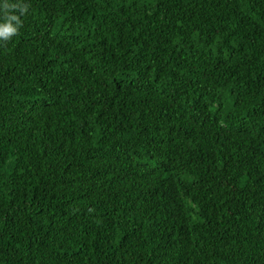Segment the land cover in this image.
I'll return each mask as SVG.
<instances>
[{
  "label": "trees",
  "instance_id": "1",
  "mask_svg": "<svg viewBox=\"0 0 264 264\" xmlns=\"http://www.w3.org/2000/svg\"><path fill=\"white\" fill-rule=\"evenodd\" d=\"M4 23L0 264H264V0H0Z\"/></svg>",
  "mask_w": 264,
  "mask_h": 264
},
{
  "label": "clouds",
  "instance_id": "2",
  "mask_svg": "<svg viewBox=\"0 0 264 264\" xmlns=\"http://www.w3.org/2000/svg\"><path fill=\"white\" fill-rule=\"evenodd\" d=\"M7 6V5H6ZM12 7H16L15 5H13ZM22 11H27L26 8H23ZM11 19L13 20H18L17 16H12ZM17 32V28L13 27L11 23H4V24H0V37H4L5 39L10 38L11 36L15 35Z\"/></svg>",
  "mask_w": 264,
  "mask_h": 264
}]
</instances>
